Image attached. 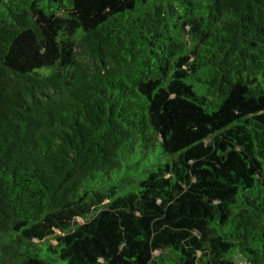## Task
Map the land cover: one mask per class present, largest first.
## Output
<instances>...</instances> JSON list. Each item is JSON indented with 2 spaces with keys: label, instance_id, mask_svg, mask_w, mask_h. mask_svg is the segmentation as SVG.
<instances>
[{
  "label": "trees",
  "instance_id": "trees-1",
  "mask_svg": "<svg viewBox=\"0 0 264 264\" xmlns=\"http://www.w3.org/2000/svg\"><path fill=\"white\" fill-rule=\"evenodd\" d=\"M235 255L264 264V0H0V264Z\"/></svg>",
  "mask_w": 264,
  "mask_h": 264
},
{
  "label": "rangeland",
  "instance_id": "rangeland-1",
  "mask_svg": "<svg viewBox=\"0 0 264 264\" xmlns=\"http://www.w3.org/2000/svg\"><path fill=\"white\" fill-rule=\"evenodd\" d=\"M79 221L81 220V219H78ZM53 243H56L54 240H53ZM155 253H157V252H155ZM235 261H236V264H244V262L242 261V259L238 256V255H235Z\"/></svg>",
  "mask_w": 264,
  "mask_h": 264
}]
</instances>
